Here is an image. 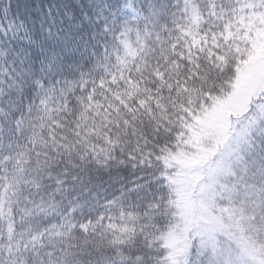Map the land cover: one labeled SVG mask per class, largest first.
<instances>
[{
  "label": "snow or ice",
  "instance_id": "6c2138e0",
  "mask_svg": "<svg viewBox=\"0 0 264 264\" xmlns=\"http://www.w3.org/2000/svg\"><path fill=\"white\" fill-rule=\"evenodd\" d=\"M0 264H264V0H0Z\"/></svg>",
  "mask_w": 264,
  "mask_h": 264
}]
</instances>
